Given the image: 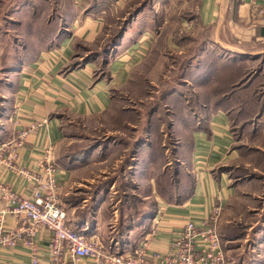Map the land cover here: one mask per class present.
Segmentation results:
<instances>
[{
	"label": "crops",
	"instance_id": "1",
	"mask_svg": "<svg viewBox=\"0 0 264 264\" xmlns=\"http://www.w3.org/2000/svg\"><path fill=\"white\" fill-rule=\"evenodd\" d=\"M125 1L75 0L78 7H89L91 11L88 14L73 13L66 19L71 22L69 31L53 36L41 51L28 52L26 59L11 70H16L11 99L13 108L7 117L4 133L9 139L27 132L18 155L20 165L32 174L39 172V163L48 151L51 152V160L57 167L59 198L67 212L70 228L87 237H95L102 244L114 246V251L121 252L137 248L156 228L151 248L165 251L188 221L201 227L216 206L222 208L219 222L222 218L223 226L233 220L228 216L232 211L231 204L241 192L244 182L234 175L238 168L236 163L241 158V147L234 140L230 122L233 109L226 105L231 100L228 96L238 94L240 79L232 78L229 70L244 66L246 62L240 59L244 56L264 55V26L256 16L258 10L264 11V0H185L196 4L192 19L197 33H210L206 40L212 46L205 49V58L218 57L215 62L188 64L191 71L189 77L198 79L200 85L208 90L205 92L209 98L216 103L202 111L203 115H196L193 110L183 111L182 120L174 124L178 143H181L179 152L186 157L181 166L188 173L187 181L192 178V186L182 181L179 187L172 186L171 191L163 190V184L158 183L157 177L150 171L157 161L148 162V151L145 146H140L137 153L139 161L129 176L130 182L136 184L133 192L139 198L153 199L151 216L143 220L128 219L125 211L109 206L107 199L117 194L113 191L117 180H112L107 189L105 180L110 172H116V165L110 171L99 169L104 164L96 157L100 148L90 155L81 153L69 158L70 145L64 125L70 117L86 119L110 112L115 93L125 89L136 68L143 65L150 46V30L143 32L142 40L140 38L122 47L108 63V71L102 77L96 75L97 65L94 63L86 62L81 66L75 61L77 46L81 42H95L107 26L108 14L114 16L119 8L125 6ZM61 20L65 21L64 18ZM223 53L230 54L232 60L224 61ZM100 60L104 61L103 58ZM196 117L204 118L201 125ZM0 183L26 197L31 196L35 186L33 180L9 171H0ZM241 194L247 193L243 191ZM252 196L253 199L264 198V193L256 195L253 192ZM6 208V202L0 196V216L3 215L7 225L13 228L16 226L15 219L5 213ZM257 212L255 214L261 216L250 226L249 234L238 248L241 252L238 256L232 253L234 240L227 236L229 229L222 227L226 231L220 236L227 264H264V213L262 210L260 214ZM120 228L125 233L115 237L114 233ZM49 239L47 231L36 235L39 264H49ZM30 262L29 250L23 244L13 250H0V264Z\"/></svg>",
	"mask_w": 264,
	"mask_h": 264
},
{
	"label": "rangeland",
	"instance_id": "2",
	"mask_svg": "<svg viewBox=\"0 0 264 264\" xmlns=\"http://www.w3.org/2000/svg\"><path fill=\"white\" fill-rule=\"evenodd\" d=\"M75 3V0H0V143L8 140L4 129L13 108L16 70H11L26 59L28 52L41 51L53 36L69 31L71 22L66 19L73 13L91 11ZM195 9L194 2L185 0H126L125 6L114 16L108 14L107 26L95 42H81L76 48L77 65L94 63L96 75L102 77L108 71V63L122 47L142 40L144 31L152 32L143 65L136 68L127 87L115 93L112 110L86 119L70 117L64 122L70 145L69 158L81 153L90 155L100 148L96 157L104 166L99 169L110 171L116 165V172H110L105 180V188H110L115 179L113 191L117 194L107 201L109 206L125 211L128 219L142 220L145 213L151 216L153 207V199L139 198L133 192L136 184L130 182V171L134 172L139 161L140 146L146 147L148 162L157 161L150 171L158 183L163 184V190L171 191L172 186L177 188L182 181L192 186L191 176L187 181L188 173L181 166L186 157L179 152L181 143H178L174 124L182 120L183 111L193 110L196 115H203L202 111L216 103L198 79L189 77L188 64L215 62L218 58L215 54L214 58H205V49L212 46L206 40L210 33H197L192 19ZM229 56L223 53L222 57L229 61L232 58ZM240 59L246 64L229 70L232 78L240 79L239 92L228 96L231 100L226 105L233 109L230 122L234 140L241 147L234 175L244 182L240 191L247 194L240 192L231 204L228 216L233 218L232 222L223 226L221 218L218 226L221 235L226 233L225 227L229 229L227 236L234 240L231 248L235 256L241 254L238 248L249 234L250 226L261 216L255 213L261 210L264 213V198L253 199L252 196L253 192L264 193V55ZM195 120L201 125L204 118ZM124 169L126 173H122ZM124 231L118 229L115 237Z\"/></svg>",
	"mask_w": 264,
	"mask_h": 264
},
{
	"label": "built area",
	"instance_id": "3",
	"mask_svg": "<svg viewBox=\"0 0 264 264\" xmlns=\"http://www.w3.org/2000/svg\"><path fill=\"white\" fill-rule=\"evenodd\" d=\"M256 16L264 26V11L258 10ZM26 137L27 132H21L0 143V171H9L35 182L29 197L0 183V196L7 206L5 213L16 222L11 228L4 216H0V250H13L23 244L29 250L30 264H39L40 253L35 238L39 232L47 231L50 235L49 264H82L85 261L88 264H227L218 227L221 206L212 210L201 227L188 221L165 251L151 248L156 228L129 252L114 251L103 246L99 239L70 228L67 212L59 198L57 167L51 160V152L48 151L39 163L37 174L30 173L19 163L18 150Z\"/></svg>",
	"mask_w": 264,
	"mask_h": 264
},
{
	"label": "trees",
	"instance_id": "4",
	"mask_svg": "<svg viewBox=\"0 0 264 264\" xmlns=\"http://www.w3.org/2000/svg\"><path fill=\"white\" fill-rule=\"evenodd\" d=\"M149 217V214H147V213H145V215H144V218L143 219H147ZM142 219V220H143Z\"/></svg>",
	"mask_w": 264,
	"mask_h": 264
}]
</instances>
